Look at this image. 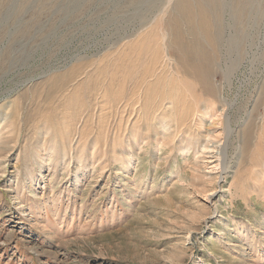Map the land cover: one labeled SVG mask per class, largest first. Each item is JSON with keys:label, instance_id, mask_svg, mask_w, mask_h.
<instances>
[{"label": "rangeland", "instance_id": "374dc122", "mask_svg": "<svg viewBox=\"0 0 264 264\" xmlns=\"http://www.w3.org/2000/svg\"><path fill=\"white\" fill-rule=\"evenodd\" d=\"M263 69L264 0H0V264H264Z\"/></svg>", "mask_w": 264, "mask_h": 264}, {"label": "bare ground", "instance_id": "6f19581e", "mask_svg": "<svg viewBox=\"0 0 264 264\" xmlns=\"http://www.w3.org/2000/svg\"><path fill=\"white\" fill-rule=\"evenodd\" d=\"M230 110H231V105H229L228 108H227V105H226L222 110H220V112H218V114L216 115L214 120L211 121L213 123H219V124L224 123L225 124V126L221 130V132L217 133L216 135H212L214 133L209 130V132L206 134V136L208 138L207 139L208 143L210 141H213V137H217L219 135L221 137H223L221 139V141L220 140L218 141L219 145H218V147H216L217 148L216 152L215 151H211V152H215L216 153V155L215 154L213 155V157H215L214 160L209 162V163H212V165L209 167L211 171H214L216 168H219L220 165H221V167H223L222 168V172L226 170V166H227V161H226L227 160V148L229 146V141L231 139V129H232V126L230 125V122H229L230 121L229 120L230 119ZM215 120H218V121H215ZM223 139H225V141L222 142ZM221 176L219 178H221ZM213 194H214L213 192L209 193V195H213ZM208 199H210V197H208Z\"/></svg>", "mask_w": 264, "mask_h": 264}]
</instances>
